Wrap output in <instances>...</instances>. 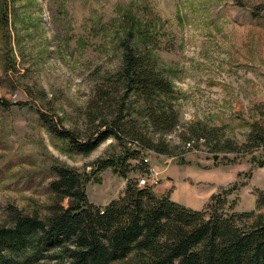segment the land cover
<instances>
[{"label": "rangeland", "instance_id": "rangeland-1", "mask_svg": "<svg viewBox=\"0 0 264 264\" xmlns=\"http://www.w3.org/2000/svg\"><path fill=\"white\" fill-rule=\"evenodd\" d=\"M130 33L133 48L147 51L173 88L156 100L176 114L168 133L148 117L153 103L129 99L137 129L166 154L115 138L76 153L41 116L60 130L90 133L95 118L123 97L122 44ZM262 114L264 0H0V226H11L16 212L49 215L55 167L81 173L96 206L147 177L156 195L195 210L237 185L229 196L238 198L236 210L254 211L256 191H264V146L216 154L204 141L185 139L208 127L243 145ZM106 161H124L126 178L115 167L102 169ZM148 169L155 175H145Z\"/></svg>", "mask_w": 264, "mask_h": 264}, {"label": "trees", "instance_id": "trees-1", "mask_svg": "<svg viewBox=\"0 0 264 264\" xmlns=\"http://www.w3.org/2000/svg\"><path fill=\"white\" fill-rule=\"evenodd\" d=\"M133 37L130 33L122 44L119 78L123 97L110 106L109 115L92 119L90 133L82 137L60 130L52 119L41 116L50 132L68 141L74 152L90 154L115 138L166 154L161 148L163 143L155 144L137 129L131 120L129 99L138 96L146 104L153 103L148 117L159 132L168 133L178 125L176 114L161 108L156 100L171 95L173 88L149 53L133 48ZM146 41L149 45L151 38ZM217 132L208 127L192 129L185 142L204 141L216 154L248 153L264 146V114L251 126L243 145L221 138ZM121 164L106 161L101 168L115 167L126 178L124 161ZM53 172L56 179L50 189L55 202L49 215L40 218L16 212L11 215V226H0V264H44L46 260L61 264H118L132 256L134 261L129 264H264V214L258 212L264 207V191H256L254 211L236 210L238 198L230 200L229 196L238 191L237 185L195 210L167 195H156L150 186L139 187L137 181L130 182L118 199L96 206L88 199L81 173L65 167H55Z\"/></svg>", "mask_w": 264, "mask_h": 264}, {"label": "built area", "instance_id": "built-area-1", "mask_svg": "<svg viewBox=\"0 0 264 264\" xmlns=\"http://www.w3.org/2000/svg\"><path fill=\"white\" fill-rule=\"evenodd\" d=\"M144 162H147V159H144ZM152 173V176H154L155 174H154V171H149V173H146L145 175H149V174H151ZM157 182L154 180L153 181V184H156ZM142 185H152L150 182H149V180L147 179V177H144L143 179H141V180H139L138 181V186L139 187H142Z\"/></svg>", "mask_w": 264, "mask_h": 264}, {"label": "bare ground", "instance_id": "bare-ground-1", "mask_svg": "<svg viewBox=\"0 0 264 264\" xmlns=\"http://www.w3.org/2000/svg\"><path fill=\"white\" fill-rule=\"evenodd\" d=\"M146 186H148V185H142V187H146Z\"/></svg>", "mask_w": 264, "mask_h": 264}]
</instances>
